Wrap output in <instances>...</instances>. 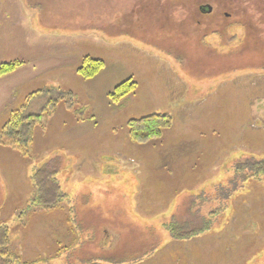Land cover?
I'll list each match as a JSON object with an SVG mask.
<instances>
[{
	"label": "rangeland",
	"instance_id": "1",
	"mask_svg": "<svg viewBox=\"0 0 264 264\" xmlns=\"http://www.w3.org/2000/svg\"><path fill=\"white\" fill-rule=\"evenodd\" d=\"M197 1L0 0V64L66 60L31 78L9 112L38 113L60 90L33 142L7 146L0 128V222L21 263L264 264V177L244 165L264 160V0H211L205 17ZM85 57L104 61L89 79L78 74ZM129 79L134 91L113 99ZM154 113L172 126L133 141L128 121ZM50 159L65 202L45 208L34 175ZM125 189L134 202L111 197ZM193 191V206H176ZM78 221L116 223L121 236L113 247L78 243Z\"/></svg>",
	"mask_w": 264,
	"mask_h": 264
},
{
	"label": "trees",
	"instance_id": "2",
	"mask_svg": "<svg viewBox=\"0 0 264 264\" xmlns=\"http://www.w3.org/2000/svg\"><path fill=\"white\" fill-rule=\"evenodd\" d=\"M21 63L3 62L0 64V76L14 71ZM104 66V61L91 57H85L80 66L78 73L84 78L89 79L98 74ZM136 88V82L133 80H126L116 86L111 93L113 99L117 100L124 97ZM57 88L52 89L51 92L56 94L50 96L48 102L43 109L34 113L26 108L21 110L12 111L8 123L4 126L6 130L10 129L8 133L13 136V141L9 144L16 147L15 142L31 143L34 140L35 124L40 122L45 112L50 113L58 104L61 94ZM29 100V97H28ZM82 111V110H81ZM172 117L166 113H154L139 119H130L127 123L128 132L131 139L135 142L146 143L156 137H160L164 130L172 126ZM5 134V133H4ZM244 165L252 169L257 176L264 177V160L248 159ZM59 166L58 160L50 159L47 163L39 167L36 174V189L37 193H42L44 198L43 203L45 208L61 207L65 202V194L62 192L59 181ZM202 230H193L189 236L196 235ZM188 236V235H187ZM187 236H176L177 238H185ZM10 228L0 222V264H25L21 263L20 259L10 251ZM13 257V258H11ZM16 258V259H15ZM101 259V258H99ZM93 259L85 264H122L121 260L113 258H106L99 260Z\"/></svg>",
	"mask_w": 264,
	"mask_h": 264
},
{
	"label": "crops",
	"instance_id": "3",
	"mask_svg": "<svg viewBox=\"0 0 264 264\" xmlns=\"http://www.w3.org/2000/svg\"><path fill=\"white\" fill-rule=\"evenodd\" d=\"M63 59L64 58H60V57H51V58H45L43 61H40V62L36 60V61H33V63H23V65L19 66L14 71L9 72V73L4 74V75H1L0 76V117H2V118L4 117V119L6 117H8V115L10 114L9 113L10 110H13V108H15V106L21 102L20 93L23 92L22 90H24V86L30 80H32L31 78H33L34 76L38 75L41 72H44L47 70H56V69L61 68L62 64L65 65V63H66V60L63 61ZM80 64H81V61L78 59V67L80 66ZM23 97H25V98L22 99L23 100L22 103L25 104V103H27V101L25 99H27V97H28V92L26 94H24ZM2 122L3 121L0 122V128L1 129L5 126V123H2ZM1 124H2V127H1ZM7 146H10V145H7ZM0 147L3 148L4 145L2 143H0ZM124 173H125V171H123V174ZM121 177H122L121 179L126 178L125 176H121ZM131 191H132L131 189L130 190L125 189L124 191H121V192L112 191L111 197L116 199V200L122 198L124 200H128V201L132 200V202H134V200H135L134 193L135 192H133V191L131 192ZM140 192L141 191H139L137 193V198L139 199L138 205L140 206V208L143 207L142 209H144L146 207V205H145V203H143L144 202L143 200L141 201L142 197L140 196ZM193 192H191V193H193ZM191 193H188L187 195L178 198L176 206L182 205L183 202L186 201L185 199H187V202H190V205L193 206L195 198H199L200 193L194 192L192 194V196H191ZM192 199H193V201H191ZM175 201L176 200L172 201V204H174ZM129 206H130V202H129ZM129 206H127V207L129 208ZM113 211H114V213H117V214H119L121 212L124 214L123 207H121V206H114ZM128 214H131L130 211L128 212ZM133 214H134V216L137 215L138 217H141L143 215L142 213H136L135 211H133ZM139 215H141V216H139ZM123 222H125V221H123ZM114 224H116V223H112L111 225H107V226L103 227V229H101V227L97 228V230L95 231L94 228L87 229L84 224H80L78 221V229H79V231H78V243L79 242L85 243L86 245L89 243L90 245L92 244L95 247L97 245L102 246V247H104V246L105 247H113L115 245V241L118 238H120V236H121L120 234H118V231L120 229H118V230L115 229V227L113 226ZM123 225L127 226L128 231L131 230V228H130L131 222L130 221H128L126 223V225L125 224H123ZM118 226H120V225H118ZM210 229H211L210 227L204 226V227H201V229H199L202 231H200L196 235H192V236L185 235L187 237H185V238H177L176 237V239L177 240L178 239L179 240H187V239H190V237L191 238L195 237V236L199 235L200 233L206 232ZM100 230H101V233H100ZM128 239H126V240H128Z\"/></svg>",
	"mask_w": 264,
	"mask_h": 264
},
{
	"label": "flooded vegetation",
	"instance_id": "4",
	"mask_svg": "<svg viewBox=\"0 0 264 264\" xmlns=\"http://www.w3.org/2000/svg\"><path fill=\"white\" fill-rule=\"evenodd\" d=\"M207 1V2H206ZM204 0L203 2H202V0L200 1V0H198L196 3H195V5H197L196 6V9H194V10H197V12L199 13V14H202L203 15V17H205V16H207V15H209L210 16V14H212L213 13V6H212V4L210 3L211 2V0ZM202 2V3H201ZM218 3H219V5L220 4H222V0H219L218 1ZM224 14V16H229V13L228 12H224L223 13ZM220 16H222V15H220Z\"/></svg>",
	"mask_w": 264,
	"mask_h": 264
}]
</instances>
